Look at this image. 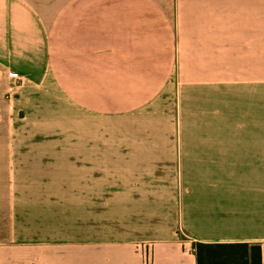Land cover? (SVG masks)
Wrapping results in <instances>:
<instances>
[{"label": "crops", "instance_id": "0c3cea01", "mask_svg": "<svg viewBox=\"0 0 264 264\" xmlns=\"http://www.w3.org/2000/svg\"><path fill=\"white\" fill-rule=\"evenodd\" d=\"M195 113H264V0H0V264H264L254 159Z\"/></svg>", "mask_w": 264, "mask_h": 264}, {"label": "rangeland", "instance_id": "374dc122", "mask_svg": "<svg viewBox=\"0 0 264 264\" xmlns=\"http://www.w3.org/2000/svg\"><path fill=\"white\" fill-rule=\"evenodd\" d=\"M191 125L222 126L223 133H189L187 141L228 142L234 156L249 157L254 165L245 166V175L235 174L229 181H234L239 189L251 194L254 205L258 208L255 218L264 234V113H195L189 119ZM199 127H197V130ZM220 129V127H218ZM215 130V128H214Z\"/></svg>", "mask_w": 264, "mask_h": 264}, {"label": "trees", "instance_id": "16d2710c", "mask_svg": "<svg viewBox=\"0 0 264 264\" xmlns=\"http://www.w3.org/2000/svg\"><path fill=\"white\" fill-rule=\"evenodd\" d=\"M197 264H262V246L249 242L195 243Z\"/></svg>", "mask_w": 264, "mask_h": 264}, {"label": "built area", "instance_id": "2783aa9c", "mask_svg": "<svg viewBox=\"0 0 264 264\" xmlns=\"http://www.w3.org/2000/svg\"><path fill=\"white\" fill-rule=\"evenodd\" d=\"M137 248L142 252L144 264H152L149 245H145L144 243H138Z\"/></svg>", "mask_w": 264, "mask_h": 264}]
</instances>
